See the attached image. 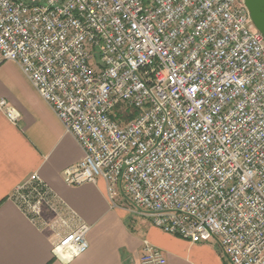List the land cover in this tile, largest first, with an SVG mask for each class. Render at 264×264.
I'll use <instances>...</instances> for the list:
<instances>
[{
	"label": "built area",
	"instance_id": "obj_1",
	"mask_svg": "<svg viewBox=\"0 0 264 264\" xmlns=\"http://www.w3.org/2000/svg\"><path fill=\"white\" fill-rule=\"evenodd\" d=\"M7 60L84 149L68 185L104 179L114 206L216 237L225 264H264V35L245 0H0ZM0 113L21 117L5 98ZM11 199L54 231L61 262L87 251L90 225L37 173ZM140 261L169 264L147 240Z\"/></svg>",
	"mask_w": 264,
	"mask_h": 264
},
{
	"label": "crops",
	"instance_id": "obj_2",
	"mask_svg": "<svg viewBox=\"0 0 264 264\" xmlns=\"http://www.w3.org/2000/svg\"><path fill=\"white\" fill-rule=\"evenodd\" d=\"M0 98L21 113L17 123L0 113V264H65L53 253L54 231L11 199L33 173L90 225L87 251L68 264H141L145 240L161 248L169 264H225L216 237L195 242L164 232L133 213L124 198L114 206L104 179L68 185L62 172L84 149L13 60L0 66Z\"/></svg>",
	"mask_w": 264,
	"mask_h": 264
},
{
	"label": "water",
	"instance_id": "obj_3",
	"mask_svg": "<svg viewBox=\"0 0 264 264\" xmlns=\"http://www.w3.org/2000/svg\"><path fill=\"white\" fill-rule=\"evenodd\" d=\"M245 4L255 26L264 35V0H245Z\"/></svg>",
	"mask_w": 264,
	"mask_h": 264
},
{
	"label": "trees",
	"instance_id": "obj_4",
	"mask_svg": "<svg viewBox=\"0 0 264 264\" xmlns=\"http://www.w3.org/2000/svg\"><path fill=\"white\" fill-rule=\"evenodd\" d=\"M125 111H126L125 114L121 117L134 116L136 114V109H134V108H127ZM126 118H128V117H126Z\"/></svg>",
	"mask_w": 264,
	"mask_h": 264
},
{
	"label": "rangeland",
	"instance_id": "obj_5",
	"mask_svg": "<svg viewBox=\"0 0 264 264\" xmlns=\"http://www.w3.org/2000/svg\"><path fill=\"white\" fill-rule=\"evenodd\" d=\"M128 206H130L129 204H128ZM37 222H39V223H41V225H43V227H45V228H49L41 219H35ZM50 229V228H49Z\"/></svg>",
	"mask_w": 264,
	"mask_h": 264
}]
</instances>
